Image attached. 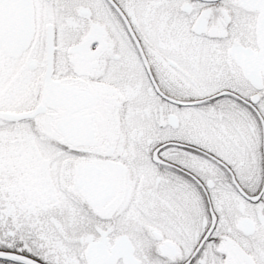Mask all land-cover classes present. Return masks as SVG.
Here are the masks:
<instances>
[{"label":"snow or ice","instance_id":"obj_1","mask_svg":"<svg viewBox=\"0 0 264 264\" xmlns=\"http://www.w3.org/2000/svg\"><path fill=\"white\" fill-rule=\"evenodd\" d=\"M0 264H264V0H0Z\"/></svg>","mask_w":264,"mask_h":264}]
</instances>
